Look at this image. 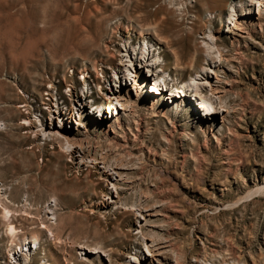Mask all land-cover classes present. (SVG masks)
<instances>
[{
  "label": "rangeland",
  "instance_id": "rangeland-1",
  "mask_svg": "<svg viewBox=\"0 0 264 264\" xmlns=\"http://www.w3.org/2000/svg\"><path fill=\"white\" fill-rule=\"evenodd\" d=\"M0 1V264L33 237L40 238V248L23 264H108L80 257L78 244L102 246L112 250L111 264H128L135 252L131 211L102 202L110 184L95 166L77 165L62 139L41 134L40 121L54 114L55 101L71 107L88 74L82 71L84 58L88 75L105 86L102 76L111 73L98 55H105L108 39V50L116 54L121 38L141 42L150 36L174 72L175 53L185 66L190 55L204 53L203 33L225 28L229 0ZM254 30L245 38L238 80L226 95L231 130L220 146L193 135L189 122L184 133L170 132L166 119L154 122L151 116L142 119L137 137L134 127L128 138L116 139L86 130L92 149L132 168L123 201L139 203L152 195L165 202L168 215L156 222L162 229L157 238L182 253L179 264L194 258L195 264H264V27ZM79 39L92 45L91 54L82 52ZM93 86L92 100L99 104L96 96L104 92ZM81 110L86 113L88 105ZM48 198L57 200L59 212L46 231L38 221L39 205ZM164 256L172 258L169 252Z\"/></svg>",
  "mask_w": 264,
  "mask_h": 264
},
{
  "label": "bare ground",
  "instance_id": "bare-ground-1",
  "mask_svg": "<svg viewBox=\"0 0 264 264\" xmlns=\"http://www.w3.org/2000/svg\"><path fill=\"white\" fill-rule=\"evenodd\" d=\"M228 3L230 8L227 18L230 21L225 28L219 26L208 33L201 32L203 34L200 36V43L204 53L196 52L190 55L185 66L181 65L182 61L175 53L174 72L170 71L168 62L164 59L162 45H155L150 36L144 37L141 42H134L130 37L121 38L116 54L107 48L113 41L106 39L105 55L102 53L98 55V62L106 66L111 73L108 77L102 76L105 86H100V82L96 80L97 75L95 80L92 79L93 75H88V66L84 58L82 71L88 74L82 76L83 86L79 94L74 95L71 107L54 100L56 102L54 114H50L51 117L47 122L40 121V124L43 122L40 128L41 134L62 139L68 154L77 165L95 166L101 179L110 184L111 188L106 191L102 202L107 205L112 204L118 209L127 207L131 211L135 218L132 230L135 235L133 246L135 252L128 254V264H179L182 253L177 248L174 249L170 241L157 238L162 229L156 222L168 215L165 213L167 212L165 202L152 200V195H149V200L147 198L139 203L123 201L124 191L133 183L127 180L132 168L121 160H115L116 158L113 161L107 160L109 155L106 151L98 153L97 150L92 149L91 143L86 139V130L88 127L97 129L104 137L116 139L128 138L131 127H134L136 132L133 135L137 137L141 130L142 119L151 116L154 117V122L166 119L170 132L184 133V125L189 122L187 125L188 128L191 127L193 135H202L205 144H210L214 140L215 145L220 146L226 133L231 130L229 120L231 121L232 106L230 101H227L226 95L238 80L239 52L242 46H245V38L250 37L256 30L254 28L262 30L264 27L262 16L264 0H229ZM195 18L197 22L201 21L200 15H196ZM143 33L141 31L139 34L143 35ZM77 42L83 53L87 55L92 53V45L87 46L81 39ZM29 48L27 47L26 52ZM117 56L118 61L115 62ZM92 67L95 69L94 64ZM87 76L90 79L87 80ZM94 83L104 92L102 95L98 92L96 96L101 100L99 104L92 100ZM151 84L153 87L149 88ZM102 100H107L108 106H104ZM85 105L89 107L86 113L81 110ZM95 114L98 120L94 117ZM185 117L188 121H183ZM4 211L6 213L3 214L6 215L8 209ZM38 239L33 237L28 240L29 246L26 240L21 242L19 249L23 257L16 253L14 264H23L26 259L33 257L31 254H35L36 249L40 248ZM111 251L108 252L102 246L87 247L82 244L76 246V252L80 257H88L93 262L101 259L111 264L113 262ZM167 252L172 258L164 256ZM191 261L189 264H195L197 258Z\"/></svg>",
  "mask_w": 264,
  "mask_h": 264
},
{
  "label": "built area",
  "instance_id": "built-area-1",
  "mask_svg": "<svg viewBox=\"0 0 264 264\" xmlns=\"http://www.w3.org/2000/svg\"><path fill=\"white\" fill-rule=\"evenodd\" d=\"M153 85L151 84L149 88H152ZM196 103V101H195ZM24 204H28L27 199L24 197L23 199ZM40 215H39V221L38 225L40 228L49 231L53 225L56 224L57 221V215H58V204L55 198H48L44 203L39 205ZM26 244L28 245L29 241ZM29 246V245H28ZM19 254L21 256V251L19 249V246H16L11 249V251L7 255V263L6 264H14V255Z\"/></svg>",
  "mask_w": 264,
  "mask_h": 264
}]
</instances>
